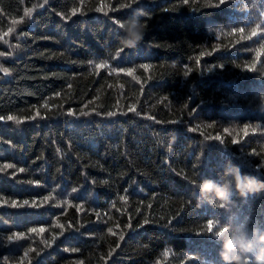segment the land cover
Wrapping results in <instances>:
<instances>
[{"label": "trees", "instance_id": "16d2710c", "mask_svg": "<svg viewBox=\"0 0 264 264\" xmlns=\"http://www.w3.org/2000/svg\"><path fill=\"white\" fill-rule=\"evenodd\" d=\"M0 53V264H223L208 221L264 228V191L193 195L264 181V0H0Z\"/></svg>", "mask_w": 264, "mask_h": 264}, {"label": "clouds", "instance_id": "9594fccd", "mask_svg": "<svg viewBox=\"0 0 264 264\" xmlns=\"http://www.w3.org/2000/svg\"><path fill=\"white\" fill-rule=\"evenodd\" d=\"M144 15L142 8H135L119 25L123 32L121 47L135 49L143 42L146 28L141 17ZM195 188L197 191L193 195L198 202L233 207L236 205L232 198L234 193L246 200L250 195L264 191V181L243 174L239 166L229 165L225 167L224 176L219 181L204 179ZM216 239L221 242L219 256L223 264H264V228L226 227L225 233L216 236Z\"/></svg>", "mask_w": 264, "mask_h": 264}, {"label": "snow or ice", "instance_id": "6c2138e0", "mask_svg": "<svg viewBox=\"0 0 264 264\" xmlns=\"http://www.w3.org/2000/svg\"><path fill=\"white\" fill-rule=\"evenodd\" d=\"M185 2H187V0H185ZM45 3H46V0H45ZM220 3L223 4V3H224V0H220ZM120 6H121V7H129L130 5H129V4H123V3H122ZM76 12H77V9H76V8H73V9L71 10V15H75ZM24 15H25V16H30V15H31V9L26 10V11L24 12ZM14 23H15V22H14ZM117 23H119V22L117 21ZM9 31H11V29H10ZM240 31L243 32L244 29L241 28ZM256 34H257V33H256L255 30H253L252 33H251L252 36H255ZM0 55H4V53H0ZM94 67H95L96 69H100V68L107 67V65L101 63V64H95ZM0 72H3L5 75H7V74L9 73V69L0 66ZM129 74H130V73H129ZM44 107H47V104H45ZM68 114H69V115H75V113H73V112H71V111H70ZM87 114H88V113L83 112V111H81V113H80V115H87ZM113 114H114V113H109V115H113ZM36 115H39V110H38V109H37V111H36ZM31 118H35V117H31ZM0 119H4V117H0ZM7 119H8V120H14L17 124L23 122L22 119H19V118H17V117L11 116V115L7 116ZM217 139H219V137H217ZM13 167H14V165L6 164V165L3 166V168H0V171H5V170H7V169H9V168H13ZM257 168H258V169H259V168H264V164L258 165ZM17 171H19V172H23L24 169H23V168H20V169H18ZM13 175H15V173H13ZM73 191H75V189H73ZM3 204H6L7 206L14 207V208H15V207L23 208V207H25V206H29V207L36 206V203H35V202H32V203L30 204L29 201L18 202V201H15V200L11 201L10 203H9L8 201H3ZM219 207L223 208V207H225V206L219 204ZM148 222H149L148 220H145L144 223L147 224ZM59 227L63 228L62 225H60ZM44 231H45V229L42 228V227L39 228V229H37V228H32V229H30V232H31V233H43ZM206 231H207L208 233H210V234H213V235L216 237V236H220L221 234L225 233V228H224V227H214V223H213V221H208L207 226H206ZM61 234H62V233H61ZM22 238H24V234H23V233H14L12 236L8 237L9 240L22 239ZM54 238H55V237H54ZM121 239H123L122 236H121ZM45 243H48V241H45ZM165 255H167V253H165Z\"/></svg>", "mask_w": 264, "mask_h": 264}]
</instances>
